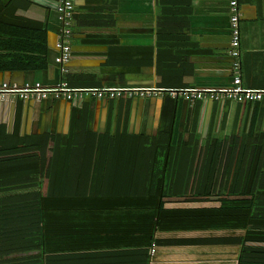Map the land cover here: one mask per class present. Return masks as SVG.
I'll use <instances>...</instances> for the list:
<instances>
[{
    "label": "trees",
    "instance_id": "16d2710c",
    "mask_svg": "<svg viewBox=\"0 0 264 264\" xmlns=\"http://www.w3.org/2000/svg\"><path fill=\"white\" fill-rule=\"evenodd\" d=\"M194 4L155 0L156 89L166 96L193 90L182 79L189 56L180 31ZM29 6V0L0 1V73L49 67L47 24L3 18L9 8ZM116 61L117 67L135 66L129 58ZM62 81L76 90L103 89L92 75L66 74ZM167 100L176 109L171 129L153 137L129 134L125 94L114 134L90 131L87 111L72 121L68 135L20 137L0 125V264H264V241L249 235L264 223V132L257 131L264 102L254 104L248 131L243 104L237 131L221 137L197 134L195 111L185 139L182 98ZM92 201L107 206L78 208ZM47 202L57 207L46 208ZM65 217L110 220L97 233L84 224L64 231L47 224ZM77 229L110 245L59 251L48 245ZM124 236L136 242L117 246Z\"/></svg>",
    "mask_w": 264,
    "mask_h": 264
},
{
    "label": "crops",
    "instance_id": "0c3cea01",
    "mask_svg": "<svg viewBox=\"0 0 264 264\" xmlns=\"http://www.w3.org/2000/svg\"><path fill=\"white\" fill-rule=\"evenodd\" d=\"M0 1L6 5L11 0ZM29 1L27 9L9 8L4 11L3 18L47 24L49 67L45 71L32 73H0V83L7 82L18 87L40 84L48 89L53 88L62 80L55 49L60 37L57 14L60 0ZM239 4L242 13L243 84L246 88L264 91V0H239ZM194 5L187 17L188 26L180 31L184 35L182 49L189 56V60H186L189 74L182 79L189 89L205 95L215 94V98L211 100L206 97L203 101L191 102L182 96L180 131L185 130V139L189 137L197 111V134L203 138L232 135L237 131L243 104L247 106V113L243 116V131H248L254 104H236L219 98V93L232 85L229 0H196ZM155 15V0H76L72 57L67 74L95 76L105 90H156L160 78L154 66ZM122 58H129L135 66L117 67L115 63L118 62L114 60ZM111 60L114 63L109 66ZM169 97L131 100L128 108L129 134L153 137L160 131L170 130L176 109L167 102ZM120 102L88 98L76 103L63 100L41 103L5 101L0 102V125L6 126L8 134L15 133L20 137L33 133L68 135L72 121L87 111L90 131L114 134ZM196 104L199 106L197 110ZM262 108L258 132H264V105ZM114 223L118 224L115 220ZM249 235H253L251 239L258 237L264 241V223L260 224L257 231H249Z\"/></svg>",
    "mask_w": 264,
    "mask_h": 264
},
{
    "label": "built area",
    "instance_id": "2783aa9c",
    "mask_svg": "<svg viewBox=\"0 0 264 264\" xmlns=\"http://www.w3.org/2000/svg\"><path fill=\"white\" fill-rule=\"evenodd\" d=\"M76 12V0H60L57 7V14L60 21V37L56 44L57 58L56 63L60 68L61 75L67 74L68 65L71 62L73 37V22ZM230 12V56L232 85L229 89L219 93L221 100L236 104H255L264 101V91H255L246 88L243 84L242 59H241V32L240 23L242 13L239 0H229ZM127 95L129 100H148L165 96L160 90H134L121 92L118 90H76L71 89L67 82L60 81L56 87L46 88L40 84L14 86L7 82L0 83V102H34L41 103L46 100H63L69 103H76L82 99L94 100H120L123 95ZM170 97L177 98L182 96L185 99L195 102L203 101L206 97L214 100L215 94H208L198 91H187L183 93H170Z\"/></svg>",
    "mask_w": 264,
    "mask_h": 264
},
{
    "label": "rangeland",
    "instance_id": "374dc122",
    "mask_svg": "<svg viewBox=\"0 0 264 264\" xmlns=\"http://www.w3.org/2000/svg\"><path fill=\"white\" fill-rule=\"evenodd\" d=\"M90 203V202H89ZM52 206H55L54 204H51L50 202H47V207L46 208H51ZM105 206H107L106 203L101 202V201H92V203L88 204L87 206H83V207H78L81 209H104L106 208ZM135 205H132V207H134ZM67 208H73L72 206H68L65 207ZM77 208V207H76ZM114 219V218H112ZM111 219V220H112ZM118 221H122L125 222V220H123L122 217H117ZM114 219V220H117ZM110 218H89V219H71L69 217H65L63 219H59V220H49L47 221L48 225L50 226V228H59L58 231H64V230H69V228H73L74 230H76L75 228H80L79 226L81 225H85L86 228H90V231L93 233H97V231L99 230L101 224H106L107 222H109ZM54 226H58V227H54ZM92 227H95L94 229H91ZM71 230V229H70ZM79 229H77L78 231ZM88 231V232H90ZM79 231L74 233L73 236H63V235H58V236H53L52 239L48 240V245L52 246L51 249H56V250H73V249H95L101 246H108L110 245L107 244V242L102 239V236H80L78 235ZM91 234V233H88ZM95 235V234H92ZM99 235V234H96ZM136 240L135 238H126L125 236L119 241L117 239L116 243L117 246H123L131 241ZM139 241V240H137ZM55 246V248H53Z\"/></svg>",
    "mask_w": 264,
    "mask_h": 264
}]
</instances>
